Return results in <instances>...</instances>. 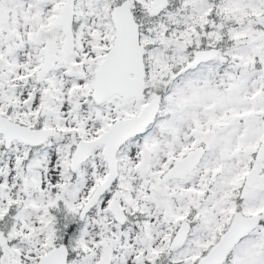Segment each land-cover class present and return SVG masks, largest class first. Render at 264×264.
Wrapping results in <instances>:
<instances>
[{"label":"snow or ice","instance_id":"snow-or-ice-1","mask_svg":"<svg viewBox=\"0 0 264 264\" xmlns=\"http://www.w3.org/2000/svg\"><path fill=\"white\" fill-rule=\"evenodd\" d=\"M0 264H264V0H0Z\"/></svg>","mask_w":264,"mask_h":264}]
</instances>
